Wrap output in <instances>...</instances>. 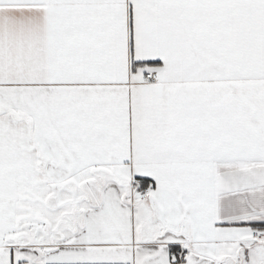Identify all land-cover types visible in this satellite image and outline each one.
I'll list each match as a JSON object with an SVG mask.
<instances>
[{"label":"snow or ice","instance_id":"6c2138e0","mask_svg":"<svg viewBox=\"0 0 264 264\" xmlns=\"http://www.w3.org/2000/svg\"><path fill=\"white\" fill-rule=\"evenodd\" d=\"M0 264H264V0H0Z\"/></svg>","mask_w":264,"mask_h":264}]
</instances>
